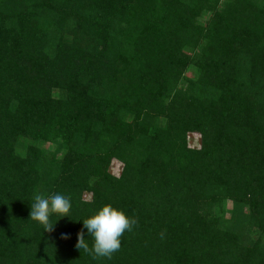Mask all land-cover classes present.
I'll use <instances>...</instances> for the list:
<instances>
[{
  "label": "trees",
  "instance_id": "16d2710c",
  "mask_svg": "<svg viewBox=\"0 0 264 264\" xmlns=\"http://www.w3.org/2000/svg\"><path fill=\"white\" fill-rule=\"evenodd\" d=\"M0 264H264V0H0Z\"/></svg>",
  "mask_w": 264,
  "mask_h": 264
},
{
  "label": "clouds",
  "instance_id": "9594fccd",
  "mask_svg": "<svg viewBox=\"0 0 264 264\" xmlns=\"http://www.w3.org/2000/svg\"><path fill=\"white\" fill-rule=\"evenodd\" d=\"M71 197L64 193H53L47 196L37 193L30 204V219L36 221L44 231L51 230V217L56 220L61 216H70ZM83 228L91 238V246L83 232L78 233L76 247L97 257L111 259L121 248V238L125 231H130L136 220L124 210L105 204L86 219L82 220Z\"/></svg>",
  "mask_w": 264,
  "mask_h": 264
},
{
  "label": "rangeland",
  "instance_id": "374dc122",
  "mask_svg": "<svg viewBox=\"0 0 264 264\" xmlns=\"http://www.w3.org/2000/svg\"><path fill=\"white\" fill-rule=\"evenodd\" d=\"M188 74H189V72H188ZM194 139V136H190V140H193ZM120 170H121V163H119V162H116V161H114V162H112V164H111V166H110V171L112 172V173H114V174H118L119 172H120ZM89 196H87V198H88Z\"/></svg>",
  "mask_w": 264,
  "mask_h": 264
}]
</instances>
